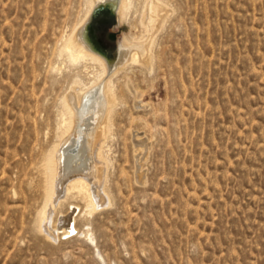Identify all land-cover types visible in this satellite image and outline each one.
Wrapping results in <instances>:
<instances>
[{"label":"rangeland","instance_id":"rangeland-1","mask_svg":"<svg viewBox=\"0 0 264 264\" xmlns=\"http://www.w3.org/2000/svg\"><path fill=\"white\" fill-rule=\"evenodd\" d=\"M142 1L101 44L153 41L138 49L148 65L112 76L104 198L89 208L68 195L50 225L70 213L74 230L50 238L38 226L42 156L72 82L93 79L61 46L95 5L0 0V264H264V0H164L150 30ZM83 117L65 166L89 161Z\"/></svg>","mask_w":264,"mask_h":264},{"label":"bare ground","instance_id":"bare-ground-1","mask_svg":"<svg viewBox=\"0 0 264 264\" xmlns=\"http://www.w3.org/2000/svg\"><path fill=\"white\" fill-rule=\"evenodd\" d=\"M88 1L91 3L92 8L94 5L106 0ZM143 1L141 22L144 23L147 30H150L160 22L159 12L164 9L165 4L164 0ZM132 5L133 0H116L115 17L117 18V22L124 17L126 11L128 12V9ZM82 24L83 22L80 23L77 30H79ZM145 37L147 38V36ZM149 38L150 41L147 42H133L134 40L131 41L122 36L115 45L117 47L116 51L113 52L99 51L88 44L82 38L81 33L80 38L76 37L75 33H73L68 35L63 47L61 46L62 52L66 54V58L70 61L81 62L84 67L92 66L93 69L90 72H92L93 79L90 83L88 82V85L86 83H84L85 86L80 84L83 87H80L77 81L72 82L69 95H66L63 100L61 99L60 120H57V124L61 128V130L59 129L60 138L58 137V141L54 142L42 156L40 170L44 177L41 180H44L42 182L44 202L39 212L38 226L45 232L46 236L55 238L58 230H61L63 233L74 230L73 224H70V220L72 219L70 213L61 215L56 226H54L55 224H51L54 227L50 225L52 209L68 195H80L84 198L89 208H92L96 202L103 200L105 194L101 187L103 186L107 169V159L104 155L103 147L111 131L120 91V88L115 86L114 83L116 78L113 82L112 76L123 68L128 61V63L139 61L144 65L150 63L147 53L139 58L138 52V49L141 47L143 49L150 47L149 44L153 43V41L151 42V37ZM59 51L61 52V50ZM149 53L151 54V51ZM85 110L94 119L92 128L86 135V138H84L86 156L89 161L81 167L79 163H73L70 167L65 166L63 160H68L71 153H68L67 150H65V153L63 152L64 144L68 145L71 139L78 135L76 129L84 118Z\"/></svg>","mask_w":264,"mask_h":264},{"label":"water","instance_id":"water-1","mask_svg":"<svg viewBox=\"0 0 264 264\" xmlns=\"http://www.w3.org/2000/svg\"><path fill=\"white\" fill-rule=\"evenodd\" d=\"M115 7H116V0H106L104 2H100L98 4H96L88 17V20L86 21V23L84 24L82 30H81V36L82 38L91 46H93L94 48H96L99 51H104L101 50L98 46H96L95 44L92 43L91 39H90V23L92 18L95 15H102V16H110L112 18V20L115 19ZM105 51H109V50H105Z\"/></svg>","mask_w":264,"mask_h":264},{"label":"flooded vegetation","instance_id":"flooded-vegetation-1","mask_svg":"<svg viewBox=\"0 0 264 264\" xmlns=\"http://www.w3.org/2000/svg\"><path fill=\"white\" fill-rule=\"evenodd\" d=\"M112 25L113 20L110 16L95 15L91 20L90 39L92 43L98 46L101 50H106L101 44Z\"/></svg>","mask_w":264,"mask_h":264}]
</instances>
